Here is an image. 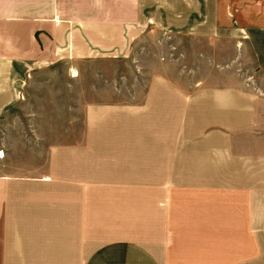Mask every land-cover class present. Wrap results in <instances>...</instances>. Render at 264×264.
Returning <instances> with one entry per match:
<instances>
[{"label": "crops", "instance_id": "0c3cea01", "mask_svg": "<svg viewBox=\"0 0 264 264\" xmlns=\"http://www.w3.org/2000/svg\"><path fill=\"white\" fill-rule=\"evenodd\" d=\"M162 34L227 68L152 59L70 141L0 136V264H264V89L238 73L264 72V0H0V125L45 71L107 74Z\"/></svg>", "mask_w": 264, "mask_h": 264}, {"label": "rangeland", "instance_id": "374dc122", "mask_svg": "<svg viewBox=\"0 0 264 264\" xmlns=\"http://www.w3.org/2000/svg\"><path fill=\"white\" fill-rule=\"evenodd\" d=\"M179 38L181 37L162 34V36L154 39L153 44H151L152 39H149L147 42L149 45L143 51H138L143 62L139 60L137 63L135 51H132L125 58V62L112 61L113 63L106 64L104 70L107 71L108 69L107 74L103 73L100 66L89 61H84L79 68L74 67L72 69L70 65L68 68L63 64L45 71L37 83L31 84L28 88V94L24 95L23 101L26 107L23 112L8 115L0 125V136H12L16 139L28 137L41 141L44 139L48 141H70L72 138V117L78 110L79 115L83 114L84 105L82 103L86 104L88 100L107 101L108 90L110 89L112 91L126 90L128 97L133 96V92L136 90H146L150 83H148L147 68L144 63L151 64L152 59L163 61L162 57L175 58V71L189 77L188 79L192 78V83H194L193 80L201 78L202 75H212L216 71L220 72L227 68V65H216L212 62V64L207 62L206 65L204 62H195V57L190 56V48L185 49L184 42ZM159 41L160 45L156 43ZM122 56L118 55L117 57ZM94 69L98 76L95 78V82L90 84L95 85L96 94L83 99L81 95L86 94L84 91L87 88V75L93 74ZM238 73L241 75L245 73V78L248 75V84L256 90L263 91V71H253L247 74L243 68H239ZM56 74L57 76H52ZM77 74H81L80 79L76 80L77 76L73 79L72 75ZM103 74L104 76H102ZM118 97V94H111L112 102H117ZM116 116L119 117V115ZM114 130V135L118 137V125L114 127Z\"/></svg>", "mask_w": 264, "mask_h": 264}]
</instances>
